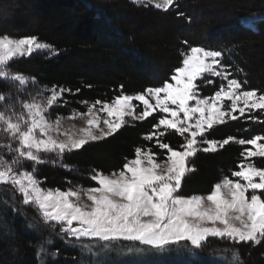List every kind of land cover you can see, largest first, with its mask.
<instances>
[{"label": "trees", "instance_id": "trees-1", "mask_svg": "<svg viewBox=\"0 0 264 264\" xmlns=\"http://www.w3.org/2000/svg\"><path fill=\"white\" fill-rule=\"evenodd\" d=\"M7 7H13V12L6 18L0 16V35L35 36L56 49L55 55L38 51L12 65L15 71L37 82L12 89L21 100H31L38 89L47 93L53 85L71 90L61 101L67 103L54 106L49 117L84 112L87 106L81 102L85 100L90 104L96 100L109 102L121 91L133 95L159 86L181 66V52L188 47L183 41L223 50L222 63L229 66L233 76L247 81L245 90L264 92V0H175L168 11L132 0H0V15ZM245 21L256 30L245 27ZM210 78L213 83L201 85L202 95H212L223 82L221 78ZM7 88V84L0 83V90ZM160 115L157 111L144 120L126 117L129 122L103 140L91 141L59 159L47 154L45 158L50 162L37 165L42 187L67 190L97 186L90 178L93 170L106 174L122 169L125 158H134L136 147L151 148L157 159H164L167 150L158 148L157 139L176 150L184 139L174 129H155L153 125ZM247 115L214 125L205 133L216 141L229 136L235 139L222 148L218 146L215 152L198 151L190 158L187 167L194 170L182 180L185 194H208L223 177L232 178L231 171L238 170L242 159L240 153L250 147L236 140L264 135V124L253 123ZM152 133L156 134L153 140H146L145 136ZM6 143V134L0 132V156L8 159L11 153L3 147ZM252 162L264 167V158H253ZM24 164L30 170L31 163ZM20 200L17 194L13 201L11 190L0 186V264H40L36 253L43 239H52L49 252H58L55 258L44 257L45 264H92L96 257L82 250L80 244L93 241L77 242L60 234L58 225L44 222L34 207L24 206ZM14 202L19 211L11 207ZM30 223L38 227L30 228ZM127 246V241L111 245L114 250L107 254L106 264H217L216 258L224 264H264V245H236L215 238H210L202 249L173 246L159 254L148 250L137 254L136 259L130 254L121 255L120 249L126 253ZM233 249L239 252L235 262ZM191 252L196 253V259Z\"/></svg>", "mask_w": 264, "mask_h": 264}, {"label": "snow or ice", "instance_id": "snow-or-ice-1", "mask_svg": "<svg viewBox=\"0 0 264 264\" xmlns=\"http://www.w3.org/2000/svg\"><path fill=\"white\" fill-rule=\"evenodd\" d=\"M132 2L168 11L175 0ZM243 23L256 30L250 22ZM183 43L188 47L181 52V66L168 79L135 95L121 91L111 102L82 101L86 111H73L68 118L87 117V127L80 130V135H68L66 140L59 141L53 134L59 132L62 117L57 115L52 120L49 114L54 106L67 103L61 101L64 93L71 90L53 85L47 89L48 95L38 89L31 100H21L12 91L30 82L37 83L34 77L15 71L14 63L43 50L55 55L56 49L35 36L0 35V83L8 85L0 90V132L6 134L8 143L3 147L11 153L8 159L0 156V186L11 190L13 201L19 194L20 203L34 207L44 222L58 225L60 234L77 242L93 241L80 244L82 250L96 257L92 264H106L107 254L114 250L111 245L120 241L129 242L127 252L122 249L120 252L125 256L130 254L132 259L148 250L159 254L173 246L202 249L210 238L236 245H264V167L252 162L253 158H264V135L236 140L239 145L250 147L240 153L242 159L237 164L238 170L231 171L232 178L223 177L210 193L187 195L182 187L185 174L194 170L187 167L190 158L198 151L215 152L218 146L222 148L235 139L229 136L219 143L208 139L205 133L214 125L225 124L229 119L239 120L246 114L253 123L264 124L261 119L264 92L245 90L247 81L233 76L229 66L222 63L223 50ZM209 77H219L223 82L211 96H202L200 85L213 83ZM135 102L143 105L142 111L137 112ZM157 111L161 115L153 127L174 129L184 139L180 150L157 139L158 148L167 150L166 159L160 162L151 148L136 147L134 158H125L122 169L107 175L93 170L90 178L98 186L67 190L42 187L37 165L50 162L45 158L47 154H55L59 159L91 141L113 135L129 122L126 117L144 120ZM155 135L149 134L145 139L151 141ZM24 162L31 163L30 170ZM85 198L87 202L82 203ZM3 203L7 205L8 201ZM11 207L20 210L15 202ZM29 227L38 226L30 223ZM53 243L52 239L38 242L36 255L40 264H45L46 256H58L57 251L49 252ZM190 254L197 258L195 252ZM232 259L239 260L238 249L232 250ZM216 260L217 264H224Z\"/></svg>", "mask_w": 264, "mask_h": 264}, {"label": "rangeland", "instance_id": "rangeland-1", "mask_svg": "<svg viewBox=\"0 0 264 264\" xmlns=\"http://www.w3.org/2000/svg\"><path fill=\"white\" fill-rule=\"evenodd\" d=\"M12 12H13V7L11 8V10L9 8L7 9V11L2 10V13H1L0 16L3 17V18H6V17L9 16L8 14H11ZM210 49L217 50V49H214V48H210ZM217 78H219V77H217ZM210 79L212 80V78H210ZM201 85H200V92H201V95H202V87H201ZM43 94L46 96L49 93L47 92V93H43ZM133 95H135V94H133ZM202 96H211V95H202ZM39 99L40 98L38 97L37 100H39ZM109 102H111V101H109ZM135 103H137V105H138L137 112L142 111L143 110V105L139 104V102H135ZM152 103H154V101H152ZM97 107H99V106H97ZM70 114L60 115V117H62L60 130H59L58 133H54L53 134L54 137L57 140H59V141L66 140L68 135L78 136V135L81 134L80 133V130L87 127V123H86L87 117H84V118L77 117L75 119H69L68 116ZM100 115L101 116H104L103 113H101ZM236 115H239V113H236ZM49 118L52 119V120H54L56 117H49ZM65 134H67V135H65ZM217 142L219 143L221 141H217ZM262 142H264V141H262ZM178 150H180V149H178ZM166 156H167V154H166ZM166 156H165L164 159H166ZM160 161L161 160L157 159V162H160ZM107 174H110V173H106V175ZM79 189H87V188H79ZM81 202L82 203H86L87 202L86 201V198L84 200H82Z\"/></svg>", "mask_w": 264, "mask_h": 264}]
</instances>
